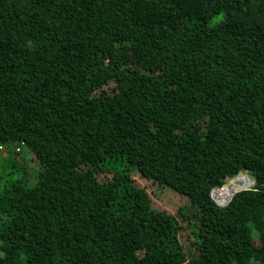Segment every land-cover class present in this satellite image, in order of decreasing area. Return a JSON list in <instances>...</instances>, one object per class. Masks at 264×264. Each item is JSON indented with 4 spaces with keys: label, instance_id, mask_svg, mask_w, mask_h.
Instances as JSON below:
<instances>
[{
    "label": "trees",
    "instance_id": "1",
    "mask_svg": "<svg viewBox=\"0 0 264 264\" xmlns=\"http://www.w3.org/2000/svg\"><path fill=\"white\" fill-rule=\"evenodd\" d=\"M0 150V264H264V0H0Z\"/></svg>",
    "mask_w": 264,
    "mask_h": 264
},
{
    "label": "built area",
    "instance_id": "2",
    "mask_svg": "<svg viewBox=\"0 0 264 264\" xmlns=\"http://www.w3.org/2000/svg\"><path fill=\"white\" fill-rule=\"evenodd\" d=\"M243 178H247L249 183H242L241 179ZM227 188H229L230 190L233 189L234 193L227 200L222 201L224 197V189ZM242 190H257L256 181L247 172H240L233 177H227L226 182L223 185L211 188L210 196L217 205L225 206L230 202L234 194Z\"/></svg>",
    "mask_w": 264,
    "mask_h": 264
},
{
    "label": "rangeland",
    "instance_id": "3",
    "mask_svg": "<svg viewBox=\"0 0 264 264\" xmlns=\"http://www.w3.org/2000/svg\"><path fill=\"white\" fill-rule=\"evenodd\" d=\"M5 153L6 150H0V164L4 163L5 161ZM6 164V163H5ZM242 183L246 184L244 179H241ZM152 195V202L155 206L160 207L159 209H164L168 211L170 214L176 212L177 207L183 203V196L174 193H165L159 192L157 190L150 192ZM166 203V204H165Z\"/></svg>",
    "mask_w": 264,
    "mask_h": 264
},
{
    "label": "bare ground",
    "instance_id": "4",
    "mask_svg": "<svg viewBox=\"0 0 264 264\" xmlns=\"http://www.w3.org/2000/svg\"><path fill=\"white\" fill-rule=\"evenodd\" d=\"M243 179H244L245 182H248L249 183V181L247 180V178H243ZM233 193H234L233 189H231V190L229 188L224 189V197H223L222 201L223 200L224 201L227 200Z\"/></svg>",
    "mask_w": 264,
    "mask_h": 264
},
{
    "label": "clouds",
    "instance_id": "5",
    "mask_svg": "<svg viewBox=\"0 0 264 264\" xmlns=\"http://www.w3.org/2000/svg\"><path fill=\"white\" fill-rule=\"evenodd\" d=\"M176 193V192H175ZM176 194H178V193H176ZM178 195H180V194H178ZM180 196H182V195H180ZM184 197V196H183Z\"/></svg>",
    "mask_w": 264,
    "mask_h": 264
}]
</instances>
